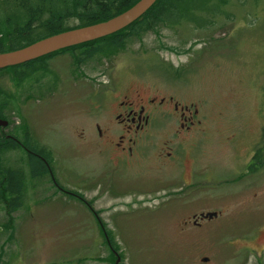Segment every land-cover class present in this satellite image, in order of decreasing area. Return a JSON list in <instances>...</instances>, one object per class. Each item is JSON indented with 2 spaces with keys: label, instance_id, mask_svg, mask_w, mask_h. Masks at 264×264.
Here are the masks:
<instances>
[{
  "label": "rangeland",
  "instance_id": "obj_1",
  "mask_svg": "<svg viewBox=\"0 0 264 264\" xmlns=\"http://www.w3.org/2000/svg\"><path fill=\"white\" fill-rule=\"evenodd\" d=\"M219 2L195 0L193 18L124 36L111 52L0 71V181L8 169L24 176L17 198L0 191V264H264V148L250 163L264 147V0ZM112 79L193 104L196 141L180 147L159 131L154 145L177 160L158 168L154 148L143 169L100 182L93 106ZM24 133L77 198L28 171L5 138Z\"/></svg>",
  "mask_w": 264,
  "mask_h": 264
},
{
  "label": "flooded vegetation",
  "instance_id": "obj_2",
  "mask_svg": "<svg viewBox=\"0 0 264 264\" xmlns=\"http://www.w3.org/2000/svg\"><path fill=\"white\" fill-rule=\"evenodd\" d=\"M109 83L108 86H100L97 90V100L94 101L93 106L96 115L93 124V143L98 147L104 160L100 171V182L115 181L119 173L130 169L135 171L143 169V163L152 154L154 148L158 168L165 167L170 159L177 160L173 150L163 153L154 145L153 139L159 131L171 129L168 136L180 147L187 136L194 137L196 141L198 135L195 132L201 120L198 116V108L193 104H182L172 95L152 94L144 88H134L132 85L121 91L114 79ZM25 134L22 141L9 135H5V138L7 141L15 142L28 156L31 152H28L26 146L36 147L41 144L32 136L27 139ZM31 155L34 157V162L43 164L46 174L57 191L77 198L71 192L62 189L54 180L46 160L36 154ZM177 166L180 168L183 164L178 163ZM27 169L30 171L29 163ZM201 214L207 213L191 217L193 226H199V221L208 219L201 217ZM187 223L188 221L185 222Z\"/></svg>",
  "mask_w": 264,
  "mask_h": 264
},
{
  "label": "trees",
  "instance_id": "obj_3",
  "mask_svg": "<svg viewBox=\"0 0 264 264\" xmlns=\"http://www.w3.org/2000/svg\"><path fill=\"white\" fill-rule=\"evenodd\" d=\"M138 0H0V31L5 43L0 44V53L25 47L45 37L105 21L131 7ZM224 4L227 0H220ZM195 0H157L143 15L140 21H135L124 29L107 37L80 44L74 47L56 51L25 64L6 69L30 67L39 61L46 60L58 53L83 49L82 58L94 54L106 53L122 46L124 36H133L151 29L153 26L166 23L174 25L180 20L194 17ZM216 4V3H215ZM218 5V4H217ZM214 12V9H210ZM208 11V10H207ZM106 42V43H104ZM97 44V45H96ZM5 70V69H3ZM2 71V70H0ZM14 77H23L15 74ZM264 140V129H263ZM264 142V141H263ZM28 152L42 157L48 163L47 149L41 146H26ZM264 147L258 149L252 162L259 161V155ZM28 155L30 173L33 176L46 175L43 164L34 162L33 155ZM38 166V167H37ZM255 166L252 167V169ZM0 187L4 192L17 198L22 190L24 176L20 171L5 170L2 172ZM14 203V202H13ZM12 208H16L11 204Z\"/></svg>",
  "mask_w": 264,
  "mask_h": 264
},
{
  "label": "water",
  "instance_id": "obj_4",
  "mask_svg": "<svg viewBox=\"0 0 264 264\" xmlns=\"http://www.w3.org/2000/svg\"><path fill=\"white\" fill-rule=\"evenodd\" d=\"M157 0H138L125 11L105 21L91 25L63 31L20 49L0 53V70L25 64L56 51L74 47L87 42L95 41L112 35L135 21H140L143 15L152 7ZM6 121L0 120V127H4ZM216 213L201 214V217L212 219ZM203 258V261H206ZM118 263L116 259L114 264Z\"/></svg>",
  "mask_w": 264,
  "mask_h": 264
}]
</instances>
